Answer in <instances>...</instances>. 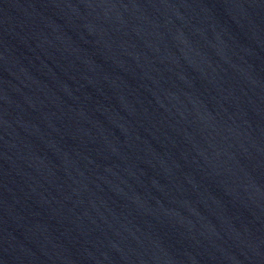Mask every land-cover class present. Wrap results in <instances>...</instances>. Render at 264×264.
Wrapping results in <instances>:
<instances>
[{"label": "water", "instance_id": "obj_1", "mask_svg": "<svg viewBox=\"0 0 264 264\" xmlns=\"http://www.w3.org/2000/svg\"><path fill=\"white\" fill-rule=\"evenodd\" d=\"M0 264H264V0H0Z\"/></svg>", "mask_w": 264, "mask_h": 264}]
</instances>
